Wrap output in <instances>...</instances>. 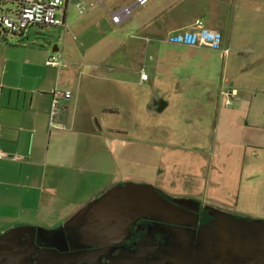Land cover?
Returning a JSON list of instances; mask_svg holds the SVG:
<instances>
[{"label":"crops","instance_id":"1","mask_svg":"<svg viewBox=\"0 0 264 264\" xmlns=\"http://www.w3.org/2000/svg\"><path fill=\"white\" fill-rule=\"evenodd\" d=\"M145 15L134 40L106 45L111 58L99 61L77 59L46 30L0 29V150L8 154L0 157V234L68 219L128 181L238 203L232 155L263 159L255 147L264 150V0H155ZM200 19L223 34L220 48L169 41ZM51 54L63 58L60 68L46 63ZM186 140L213 147L216 162L184 165L170 146ZM254 163L244 167L251 176Z\"/></svg>","mask_w":264,"mask_h":264},{"label":"flooded vegetation","instance_id":"2","mask_svg":"<svg viewBox=\"0 0 264 264\" xmlns=\"http://www.w3.org/2000/svg\"><path fill=\"white\" fill-rule=\"evenodd\" d=\"M162 194L176 205L175 217H142L124 239L108 245L74 247L86 219L67 227L66 242H48L35 232L34 242L41 248L31 264H264V218L193 196L184 197L196 201L173 203L174 196ZM29 239L25 235L23 243Z\"/></svg>","mask_w":264,"mask_h":264},{"label":"rangeland","instance_id":"3","mask_svg":"<svg viewBox=\"0 0 264 264\" xmlns=\"http://www.w3.org/2000/svg\"><path fill=\"white\" fill-rule=\"evenodd\" d=\"M135 1L136 0H129L127 2H123V0H114L107 1L106 4L104 3L102 5L99 4L97 0H81L82 4L86 7L83 14L80 13L75 4L72 3L68 11L67 30L64 31L58 27H51L46 28V31L43 32V34L52 36L53 40L57 38L62 44L69 43L70 45L66 47L67 51H71L70 53L75 52L74 56L77 59L81 58L82 60L83 54L88 56V58L92 61H99L108 57L111 58L112 51L109 50L110 48L104 47H106V45H110L108 47H111L113 43L117 45L128 40H134V34L136 32V27L140 23V19L142 16H146L145 14L148 11V8L155 2V0H149L145 5L137 7L134 11L133 17L124 24H114L110 15V11L115 10L113 9V4L116 2L122 5L133 4ZM116 52L122 53L123 51L120 50ZM118 53L115 54L116 59L118 58ZM187 132L189 134H194L193 130H187ZM192 141L194 140L180 141V145L170 146V153L175 155L184 165H189L191 170L194 169L197 171L199 165L202 164H205L206 166L213 165V162H216L213 154L214 149L213 147H208L203 143L207 140L204 139L202 143H199V145H195ZM255 150L261 153L263 158L261 161L257 159L258 157H256L255 154L251 155L249 153L248 155H245L243 153L240 156L237 154L232 155L235 166H240V172L239 175L237 171L233 173L235 169H233L231 164H229V167L231 166L232 169L231 180H236L238 182L241 192L238 203L237 199L234 198L233 200H230V204L233 206L232 210H234L237 214L248 215L254 218H264V150L260 151L257 147H255ZM203 156L207 157L205 162H203ZM253 161L255 162V167L259 171H257L254 176H251L244 167L248 166L250 162L252 163ZM243 168L245 171H242ZM236 174L238 175L237 178ZM157 188L160 189L159 187ZM94 190H97L96 187L87 194H90ZM169 195L174 197L185 196L174 193H170ZM90 197H88V199ZM91 200L92 199L88 200L84 205ZM80 205H78V207ZM78 209H70L69 211H76ZM62 219L39 224L45 228L53 229L67 220L64 219V217Z\"/></svg>","mask_w":264,"mask_h":264},{"label":"water","instance_id":"4","mask_svg":"<svg viewBox=\"0 0 264 264\" xmlns=\"http://www.w3.org/2000/svg\"><path fill=\"white\" fill-rule=\"evenodd\" d=\"M162 190L151 183L128 181L115 184L99 199L92 200L78 209L62 225L48 229L43 226L19 225L0 234V264H31L41 244L34 242V233H41L49 241L66 242L67 227L86 222L77 229L75 246L108 245L124 239L131 225L142 217L171 219L178 215L175 204L169 202ZM191 197H173V203ZM30 235L29 242L23 237Z\"/></svg>","mask_w":264,"mask_h":264},{"label":"built area","instance_id":"5","mask_svg":"<svg viewBox=\"0 0 264 264\" xmlns=\"http://www.w3.org/2000/svg\"><path fill=\"white\" fill-rule=\"evenodd\" d=\"M102 5L103 0H98ZM148 0H137L134 5H123L118 9L110 11L112 21L121 24L133 15L136 6L145 4ZM74 3L80 13H84L86 7L81 0H0V29H5L11 33L20 36L29 34L41 29L58 27L66 31L67 11L69 6ZM223 35L219 31L207 28L200 19L195 24L194 29L178 31L169 36V41L173 43L186 45H205L212 48H220ZM228 51V50H227ZM46 63L51 66L61 67L63 58L51 54L48 56ZM145 79L148 77L146 72L142 73ZM70 96V91L64 93ZM228 101L227 104H230ZM8 156L7 153L0 150V157Z\"/></svg>","mask_w":264,"mask_h":264},{"label":"bare ground","instance_id":"6","mask_svg":"<svg viewBox=\"0 0 264 264\" xmlns=\"http://www.w3.org/2000/svg\"><path fill=\"white\" fill-rule=\"evenodd\" d=\"M129 19V18H128ZM223 35V34H222ZM223 41V40H222ZM62 225V224H61Z\"/></svg>","mask_w":264,"mask_h":264}]
</instances>
